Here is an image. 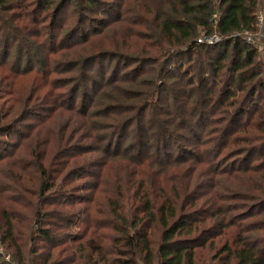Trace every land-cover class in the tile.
<instances>
[{"label": "trees", "instance_id": "trees-1", "mask_svg": "<svg viewBox=\"0 0 264 264\" xmlns=\"http://www.w3.org/2000/svg\"><path fill=\"white\" fill-rule=\"evenodd\" d=\"M261 5L0 0V95L17 91L8 65L57 72L45 98L33 85L0 100V244L13 257L0 264H196L204 248L208 264H264V58L240 36ZM118 8L132 17L109 29L125 24L124 37L101 46L98 23ZM202 31L222 40L199 43ZM115 163L124 183L107 176ZM83 173L99 183L75 184ZM84 183L107 193L100 216L70 200ZM77 219L88 226L62 233Z\"/></svg>", "mask_w": 264, "mask_h": 264}, {"label": "rangeland", "instance_id": "rangeland-1", "mask_svg": "<svg viewBox=\"0 0 264 264\" xmlns=\"http://www.w3.org/2000/svg\"><path fill=\"white\" fill-rule=\"evenodd\" d=\"M130 2H134V1H130ZM128 7H130V9H135L136 6L128 5L127 8ZM127 8H123V9L118 8V10H113L112 13H108V15L110 16L108 18V22H102V24L98 23L99 28L102 27V29L104 31H107L110 27L109 23H112L115 20L114 16H117V15L127 17L128 19L131 18L132 14L125 12V10ZM259 10H260V12L264 13V5H261ZM104 17H106V15ZM99 19H103V17L100 16ZM101 21H104V20H101ZM105 21H107V20H105ZM72 24H73V22H69L67 24V26L72 25ZM123 25L124 26H120V24H115L114 26H112L107 31L108 34L104 33L105 35L103 36V39L101 41H97L96 43L101 44V46H103V45L104 46H110V44L119 42V41H116L117 37L119 38V40L120 39L122 40V38L124 37V34H123L124 29H125L124 27L126 26L125 24H123ZM91 28L92 27L90 26L89 29H91ZM201 34H202V32L200 33L199 37L201 36ZM260 43H261L262 47L260 49H258V53L260 54V56L262 58H264V36L260 38ZM82 47L83 46L75 47V48H68V52L65 53V55H70V56L81 55L83 53V49H81ZM132 47H133V49H138V48L139 49H145L147 47V45L141 41L135 40L132 42ZM56 58H58V57H56ZM179 60L186 61L187 57H184V59L180 58ZM53 69H54V72H52ZM4 73H5V75L10 76L11 80H8V81H10V83L15 85V89L17 91H15L13 94H5L4 93V94L0 95V100L4 101L5 99H8V100L15 99L16 101H18V103H21L20 100L23 98V95L26 96L30 93L29 90L33 85L38 87L37 91L40 92V94H42V96H44L45 92H48L49 89H51V87H52L51 84L54 81L53 77L57 74V72H55L54 67H52L51 69L41 71V70H39V66L34 67V69L31 70L29 73L23 74V73H18L10 65H8L6 67V70ZM14 80H16V81H14ZM16 92H17V94L15 96ZM45 97L46 96H44V98ZM244 119H246V118H244ZM25 154L26 153H24V155ZM259 154L262 155V152H260ZM100 160L102 161V159H97L95 162L99 163ZM84 161H85L84 159H79V162L76 164H81ZM14 170H15V168H14ZM116 170H120V165L118 163H115L114 166L110 167V170L108 171L107 176L115 178L114 180L117 181L118 183H124V181L127 180V174L115 177L116 176V173H115ZM80 175H81L80 180H77V175H75V177H76L75 178V184H77L79 182L83 183V182H90V181H92L95 184L99 183L98 180H95L92 177V174L83 173ZM129 176L131 177V174H129ZM240 178H246V177H240ZM237 180L238 181H235V184L238 183V184L243 186L246 183V181H244L242 179H237ZM260 180L258 182L256 181L253 183H259ZM86 185L87 184H85V183L79 184V186H77V189L75 188V190L71 192V193H73V196L70 197V200H71V202L75 201V209L77 210V212H79L80 210H83V211H86L88 214H91L93 216L94 215L100 216V215L96 214V209L99 205H101L103 199H104L105 203L107 202V199L105 198L107 196V193L99 192L97 190L94 191L91 189H86L88 187ZM110 185H111V183H110ZM95 203L97 204V206L95 205ZM77 217H79V216L77 215ZM81 219L82 218H80V220ZM80 220L79 219L75 220L73 222L74 224H72L69 229L62 230V233H64V231H70L71 233H81L83 231V229L86 226H88V224H86V223L84 224V222H82ZM91 231H92V229L90 230V233H91ZM231 237H233V234L231 235ZM220 244H222V243H219V245ZM72 245H73V243H72ZM59 249H61V248H59ZM214 253H215L214 249H210V248L198 249L197 254H196V264H208Z\"/></svg>", "mask_w": 264, "mask_h": 264}, {"label": "built area", "instance_id": "built-area-1", "mask_svg": "<svg viewBox=\"0 0 264 264\" xmlns=\"http://www.w3.org/2000/svg\"><path fill=\"white\" fill-rule=\"evenodd\" d=\"M215 16L218 18L217 14H215ZM215 24H217V21H215ZM240 36L243 37L247 43L253 44L257 49H260L262 47L260 38L264 36V13L260 12V10L257 12L256 29L246 30L242 34H240ZM221 40L222 37L218 34L217 31L209 35L206 32L202 31L201 36L198 38L199 43H206L208 45L219 43ZM0 255L5 261H13L12 255L4 248L2 244H0Z\"/></svg>", "mask_w": 264, "mask_h": 264}]
</instances>
